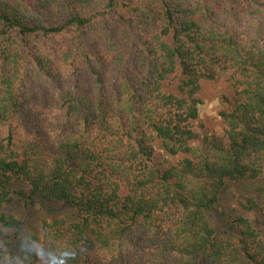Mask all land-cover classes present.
I'll return each mask as SVG.
<instances>
[{"label":"trees","instance_id":"1","mask_svg":"<svg viewBox=\"0 0 264 264\" xmlns=\"http://www.w3.org/2000/svg\"><path fill=\"white\" fill-rule=\"evenodd\" d=\"M263 179L264 0H0V264H264ZM15 198L71 213L19 243Z\"/></svg>","mask_w":264,"mask_h":264},{"label":"rangeland","instance_id":"2","mask_svg":"<svg viewBox=\"0 0 264 264\" xmlns=\"http://www.w3.org/2000/svg\"><path fill=\"white\" fill-rule=\"evenodd\" d=\"M227 84L224 81V76L221 75L219 78L214 80L203 79L200 83V88L197 93V97L200 99L198 105V120L194 123V128L199 135H222V123L218 115V111L221 108L220 95L227 92ZM51 113L47 111L43 118L49 119ZM163 158H166L162 149L156 144V150L154 154L153 162L161 163ZM258 184L264 186V179ZM236 193L234 185H229L218 204L216 211L214 212V221H218L221 218H225L230 214L240 213L254 217L251 212H245L241 210L236 202ZM245 193L244 195H246ZM259 203L264 206V193L261 195ZM261 206V207H263ZM21 200L18 198L13 199L7 206V211L13 213L23 221L21 235V242H31L32 235L38 234V225L42 217L56 216V217H67L70 215V209H67L64 205H41L35 201L32 208L28 209Z\"/></svg>","mask_w":264,"mask_h":264},{"label":"clouds","instance_id":"3","mask_svg":"<svg viewBox=\"0 0 264 264\" xmlns=\"http://www.w3.org/2000/svg\"><path fill=\"white\" fill-rule=\"evenodd\" d=\"M70 252L71 248L64 250L59 257H53L50 264H64V257L69 255Z\"/></svg>","mask_w":264,"mask_h":264}]
</instances>
